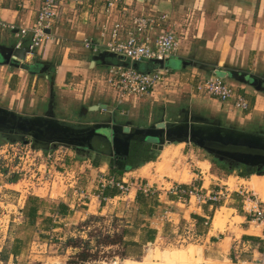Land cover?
I'll list each match as a JSON object with an SVG mask.
<instances>
[{
    "label": "crops",
    "instance_id": "0c3cea01",
    "mask_svg": "<svg viewBox=\"0 0 264 264\" xmlns=\"http://www.w3.org/2000/svg\"><path fill=\"white\" fill-rule=\"evenodd\" d=\"M129 1L142 11L168 12L171 24L176 29L180 40L176 52L164 63V66L171 70L172 85L165 90L159 87L149 95L147 99L150 98V103L153 105L148 107L157 106L162 108V117L165 119L181 120L187 118L191 120L193 117H203L210 122H218L222 126L264 136V0ZM40 5V0H0V18L19 25L31 26L37 17ZM72 6L69 4L59 9L57 20L49 28L50 37L44 40L35 53L31 55L24 54L25 56L20 62L0 63V79H3L6 94L11 97L7 100L10 101L11 105L19 103L17 98L22 101L19 108L11 106L4 108L17 110L20 114L28 115H31V112H35L37 115H46L47 112H50L60 122H72L74 121L72 117H75V115L81 118L80 115H83L81 113L86 108L91 110L96 107L94 111L98 114L99 110L103 111V108H108L109 111L104 110L105 114H99L101 115L100 119L84 121L83 123L108 122V113H115L113 116L115 123L124 124L127 119L122 116L129 113L131 117L138 110L136 107L141 106L137 103L143 98L140 100L130 99L122 104H117L112 93L107 90L106 85L96 79L97 76L110 64H132L142 71L152 70L156 66L149 61L130 63L112 57H106L103 60L100 51L86 48L83 43L84 39L95 40L98 38L100 26L105 16L97 11L98 6L82 10L74 9ZM153 36L155 35L153 34ZM24 40L26 42L27 38H24ZM16 41L17 36L14 32L9 30L0 31V48L15 47ZM55 49L59 55L63 52L64 61L69 55H77L75 61L87 63L88 71L83 74L81 80L78 79L79 81H72L69 84L65 81L62 82L60 80V73L63 70L61 65H57L55 71L50 74L48 62L59 58L53 54ZM1 50L3 49H0V52ZM18 56L13 55L17 59ZM172 60L177 61L176 68L170 65ZM214 73L224 75L226 80L246 97L249 101L248 109H236L231 102L223 103L217 98L203 95L196 90V84L200 80ZM250 77L257 78L258 83L252 84L249 81ZM63 85H67L68 88L65 87L66 90H64ZM70 86L72 91L80 92L84 100L92 98L96 101L88 107H76L70 103V99L57 98V89L71 93V91H68ZM96 96L97 99H95ZM121 107L126 110L124 114H121ZM146 142L151 143L147 145H151L153 151L160 150L161 153L163 151V157H167L169 153L168 150H164L165 148L175 144L190 143L186 141L161 143L157 140ZM166 143L167 145H165ZM72 150L76 152V149L73 148ZM96 153H98L99 158L105 155L102 151H96ZM153 154L156 155V153ZM68 156L67 160L74 156V161L84 158L80 154L73 156L69 154ZM98 157L96 158L94 155L85 157L90 164L89 167H83L85 173L82 175L81 180V185H85L83 187L88 188L92 197L98 200L99 190L97 189L96 176L100 172L126 182L124 176L133 173L132 170L137 171L143 164L136 168L127 169L119 175L114 171L115 168L119 167L112 160H110V163L112 162L110 164L111 171L105 172ZM155 159L144 163L145 165L155 163ZM205 161L208 160H202L201 162ZM76 162L81 163L80 161ZM73 166H77V164L74 163ZM255 174L249 173L250 178ZM195 175L192 179L194 180L192 185L200 188L203 192H217L229 186L227 183L215 181L207 186L202 169ZM182 184L189 185L191 182ZM104 195L111 198H121L120 190L117 188H106ZM232 200L237 199L232 198ZM58 202L60 203H57V210L51 211L49 217L45 218L44 222H47V225L42 224L43 229L46 230H42L43 232H49L50 228L55 231L59 230L62 226L59 224L72 215L65 198L59 199ZM220 203L207 202L198 205L195 198L183 203L178 201L177 196L168 191L152 197L145 196L143 193H135L131 199V206L135 209L134 217L130 223L132 232L124 238L134 246L140 247L158 240L159 237L169 236L171 224L161 216L164 209L171 208L174 209L173 217L177 221L195 220L196 230L201 235L203 245L206 246L208 242L217 245L221 248L216 250L220 256L229 254L230 259L233 258L231 254L232 245L237 238L243 237L250 242V249L243 252L242 257L248 260H263L264 251L259 244L261 227L254 222L248 223L243 215L241 216L243 220L239 223L240 228L243 230L240 236H237L234 232H228V235H225L224 232L218 229L214 231L213 225L206 226L203 224L205 217L213 215V211L215 216V208L218 209ZM32 206H37L35 216L37 218L41 213V208L36 198L28 199L26 211ZM63 207L67 210L64 214L59 210ZM235 210H238L237 207ZM33 222H35V219ZM250 230L258 232L250 233ZM228 238L230 240L226 244L225 241ZM223 243L226 244L224 245L226 248L222 247ZM207 248L210 249L211 247L207 246Z\"/></svg>",
    "mask_w": 264,
    "mask_h": 264
},
{
    "label": "rangeland",
    "instance_id": "374dc122",
    "mask_svg": "<svg viewBox=\"0 0 264 264\" xmlns=\"http://www.w3.org/2000/svg\"><path fill=\"white\" fill-rule=\"evenodd\" d=\"M53 54L59 58L56 60L52 59L48 62L47 65L48 68H50L48 71H50L51 74L55 71L57 65H61L63 70L60 73V80L62 82L65 81L69 84L72 81H79L78 79L81 80L83 74L88 71L87 63L75 61L77 55H69V59L66 58L64 61V57L62 56L63 52L59 55L55 49ZM170 65L176 68L177 61H170ZM142 66H144V64H142ZM74 77L75 79H73ZM0 82V108L13 111L14 113H20L17 110L14 111L10 108H4L10 106L19 108L20 102L22 101L20 98H17L19 103L11 105L10 101L7 100L11 99V97H9L4 90L3 79H0ZM65 87L68 88L67 85H63L62 88L66 90ZM68 91H71V93L57 89V98L65 97L67 100L70 99V103L76 107H88L90 104L93 105L92 103L96 101L92 98L84 100L80 92L71 90V86ZM145 97L146 99H144ZM145 97L137 103V105L141 104V106L136 107L138 110L131 117L129 113L128 115L122 116L124 119H127L124 124L129 122L133 127L140 129L148 127L163 119L162 108L157 106L148 107L153 104L150 103V98L147 99L148 96ZM97 98L96 96L95 99ZM152 100L154 101L155 99ZM94 109L95 108L91 110L88 108L83 109L84 111L81 113L83 115H80L81 118L75 115V117H72L74 121L68 122V124H80L84 121L100 119L99 117L105 114L104 111L99 110V114H101L99 115ZM30 114L33 115L36 113L31 112ZM114 114L115 113H108L107 121L109 120V122H111L110 124L115 123L113 120ZM166 120L169 119L167 118ZM14 134L16 136L23 135L22 132H15ZM8 136V129L0 126V145L5 142H11ZM24 139L33 142L29 136H26ZM91 142L92 151L84 150L75 152V150H72L73 148L68 147V155H94L97 158L98 153H96V151H102L105 155L98 158L105 172L111 171L110 164L112 162L116 164L117 167H120V164L114 158H111V146L102 147L101 143L105 142L104 139L94 137ZM16 143H18L19 146L24 145V142L21 140ZM148 143L149 142H146L144 144ZM132 144H134V142H132ZM165 145H167V143ZM59 146L60 144L57 147ZM61 146L66 147L65 145ZM164 150H168L169 152L167 157L162 156L163 151L161 153L160 150H151L153 153H156L155 163L147 165L143 163L137 171L132 170L134 171L133 173L124 176L127 190L121 198L110 199L105 204L92 197L90 212L86 211V209L83 208L84 206L76 207L75 210L78 209L77 213H72L67 219L63 220V222L59 224L60 226L62 225L61 228L56 231H51L52 229L50 228L48 230L49 232H43L46 230L43 229L42 224L47 225V222H44L46 220L45 218L49 217L51 211L57 210V203H60L58 201L62 198H39L28 195L26 191H23L21 195L19 192L13 191V188H20L21 186L20 184L15 185L18 175L11 172L7 177L0 176V264H124V262H143L150 248L153 251H155V249H200L204 258L199 264L230 261L246 264H264V261L259 259L248 260L243 257L239 259H230L229 254L220 256L217 254L216 250L221 248L210 242H208L206 246L203 245V242L199 241L174 242L172 244V242H168L164 237H159L158 240L152 243L138 247L124 238V236L130 235L132 232L130 223L134 217L135 209L131 206V199L134 197L135 193H142L139 187L144 184L152 185L156 194L167 193V189L173 183L191 182L189 185H192L194 181L192 179L196 176L195 173H199L200 169L204 171V178L207 186L214 181L218 183H227L229 185L228 191L226 192L225 189L223 190L224 194H228L226 203L224 200H221V205L218 206L216 211V213L221 211L222 215L228 213V217L224 223L219 224L216 228L224 232L225 235H228V232H234L237 236L243 233L239 224L243 220L241 217L243 213L241 204L238 202L240 197L239 194L236 193L237 189L242 190V187L254 189L259 198L264 200V170L262 175H256L258 173H254L255 175L250 178L245 165H239L232 160H220L193 143L175 144ZM11 156L12 154L10 157ZM135 156L133 158L131 156L132 160L137 159L138 155ZM73 157L69 161H74ZM110 160H112L111 163ZM202 160L208 161L201 162ZM16 166L17 163L13 157H11V160H9L10 170H16ZM242 173L249 176H243ZM54 195H57V193L55 192ZM29 198H36L40 204L41 213L35 218V222H32L26 215L27 201ZM232 198L237 200L233 201ZM67 202L69 204L71 203L68 199ZM87 203H89L88 200ZM236 207L238 209L237 211L235 210ZM103 209L104 211L102 212ZM171 210L174 211V209ZM212 214H214V211ZM174 220L176 221L175 218ZM249 232L258 231L250 230ZM2 235H6V237L3 238ZM122 235L123 239L121 238L120 240ZM50 236H52L51 242H49V246L45 252H40V248L32 250L33 241L36 237H40L41 240L45 241L50 239ZM229 240L228 238L225 243L227 244ZM225 243L222 244L223 248H226V246H224L226 245ZM16 245H18V253L14 254L11 249ZM207 246L211 248L208 249ZM151 261L160 263L164 260L160 257H154Z\"/></svg>",
    "mask_w": 264,
    "mask_h": 264
},
{
    "label": "built area",
    "instance_id": "2783aa9c",
    "mask_svg": "<svg viewBox=\"0 0 264 264\" xmlns=\"http://www.w3.org/2000/svg\"><path fill=\"white\" fill-rule=\"evenodd\" d=\"M41 5L37 17L31 26H23L9 22L0 18V31H12L17 36L15 42L16 49H22L26 55L36 52L44 40L50 37L49 28L54 24L59 16V9L65 5H73L74 9L94 8L102 13L104 21L100 26L98 38H85L83 43L86 48L101 53H113L114 58L130 63L142 61H167L176 52L180 45V40L176 29L171 24L170 14L164 11H142L129 0H40ZM115 18V19H114ZM153 34L155 36H153ZM24 38H27L25 42ZM156 67L149 71L137 69L132 64L122 63L110 64L97 76V80L106 85L107 90L112 93L117 104H122L130 99H141L149 96L161 87L164 90L172 85L171 70L168 67L154 64ZM98 83V82H97ZM196 90L206 96L214 97L223 103L231 102L239 110L249 108V101L239 93L234 85L230 84L224 75L214 73L213 75L200 80L196 84ZM121 107V114L126 110ZM109 111L103 108V111ZM111 110V109H110ZM17 142V141H16ZM16 142L3 143L0 145V176H8L14 173L18 175L15 185L20 184V188H13L14 192L21 195L26 191L28 195L36 197L65 198L72 213L76 214V207L84 206L90 212L92 195L88 188L81 185L82 175L85 168L89 167L87 158L79 160H67L68 147L59 146L54 149L44 150L34 148L30 143L19 146ZM11 157L17 163L16 170L9 168ZM82 157H87L86 155ZM76 161H80L78 163ZM74 163L77 166H73ZM16 178V177H15ZM97 189L100 202H108L116 197L104 195L105 189L117 188L120 196L126 193V182L117 180L107 173L100 172L97 176ZM139 190L145 195L152 197L155 193L152 185L144 184ZM224 189L217 192H203L194 185H183L173 183L167 191L177 196L178 201L189 202L195 198L198 205L210 202L212 204L226 201L228 194H224ZM226 192L228 187L225 188ZM57 195H54V193ZM239 202L245 220L261 227L260 246L264 251V200L260 199L253 189H237ZM87 200L89 203H87ZM215 211L217 209L215 208ZM174 211L169 208L164 209L162 218L171 224V233L164 237L168 242L199 241L201 235L196 230L195 220H174ZM214 214L206 216L203 222L206 226L212 225ZM52 231H55L54 229ZM50 234V233H49ZM3 238L6 235H2ZM52 236L48 240H41L36 237L33 241L32 250L40 248V252H45L51 242ZM44 249V250H42ZM250 249V242L243 237L237 238L231 248L233 258H242V253ZM264 261V258H263Z\"/></svg>",
    "mask_w": 264,
    "mask_h": 264
},
{
    "label": "water",
    "instance_id": "95a60500",
    "mask_svg": "<svg viewBox=\"0 0 264 264\" xmlns=\"http://www.w3.org/2000/svg\"><path fill=\"white\" fill-rule=\"evenodd\" d=\"M0 63L20 62L25 56L22 49L14 46L0 48ZM21 53V54H20ZM13 55H19L18 59ZM103 60L106 57L114 58L113 53H100ZM166 62V61H165ZM164 61H153L163 66ZM252 84H257L258 79L250 77ZM96 108V107H95ZM53 113L46 115H28L14 113L0 108V126L8 129V139L12 142L23 141L31 143L34 148L54 149L59 144L66 147L91 149L92 138L98 137L105 140L102 147L111 146L112 152L117 155H127L132 140H157L158 142H190L204 149L209 154L220 160H232L239 165L247 166L250 174L258 168H264V136L253 135L248 132L222 126L218 122H210L203 117H193L191 120H166L148 127L137 129L129 122L119 124L111 122L68 124L60 122ZM22 132L23 135H15ZM29 136L33 142L24 139ZM49 148V149H48ZM254 168V170H253ZM259 175L262 172L258 173Z\"/></svg>",
    "mask_w": 264,
    "mask_h": 264
},
{
    "label": "bare ground",
    "instance_id": "6f19581e",
    "mask_svg": "<svg viewBox=\"0 0 264 264\" xmlns=\"http://www.w3.org/2000/svg\"><path fill=\"white\" fill-rule=\"evenodd\" d=\"M223 209V208H222ZM224 214V213H223ZM228 213L222 215L221 211H218L212 221L213 230L215 231L219 224L224 223ZM213 231V232H214ZM154 257H160L164 261L157 263L152 262L151 259ZM203 254L200 249L190 248L188 250H159L155 251L148 249V253L143 262H124V264H199L203 260ZM208 263V262H207ZM208 264H246V263H236V262H222V263H208Z\"/></svg>",
    "mask_w": 264,
    "mask_h": 264
},
{
    "label": "trees",
    "instance_id": "16d2710c",
    "mask_svg": "<svg viewBox=\"0 0 264 264\" xmlns=\"http://www.w3.org/2000/svg\"><path fill=\"white\" fill-rule=\"evenodd\" d=\"M151 145H147V144H143L141 142H134V144H132V149L130 151V158L128 159L127 163L123 166V167H119V168H115L114 171L117 172L119 175L122 174L124 171H126L127 169H132V168H136L138 166H140L142 163L147 162L148 160H153L155 158V155L153 154V149L151 148ZM152 150V151H151ZM137 156V159H133L132 158L134 156ZM140 155V157H139ZM132 156V158H131ZM135 156V157H136ZM261 173L262 171L260 170H254V173ZM243 176H247V174L242 173ZM36 210H37V206H32L30 209H28L26 211V215L28 218H30L32 220V222L35 219L36 216ZM60 212L62 214L66 213V208L63 207L61 209H59ZM123 239V235L120 237ZM12 253L17 254L18 253V245L14 246L11 249Z\"/></svg>",
    "mask_w": 264,
    "mask_h": 264
},
{
    "label": "flooded vegetation",
    "instance_id": "af4514ba",
    "mask_svg": "<svg viewBox=\"0 0 264 264\" xmlns=\"http://www.w3.org/2000/svg\"><path fill=\"white\" fill-rule=\"evenodd\" d=\"M132 142H141L143 144L146 143V141H144V140H139V141L132 140L131 143H130V148H129V152H128L127 155H117L115 152H112V157L111 158H114L120 164V167L124 166L127 163L128 159L130 158V155H131L130 151L132 149ZM84 150H87V149L79 148L76 151H84ZM246 168H247V166H246ZM253 170H254V168H253ZM256 170H259V169L256 168ZM263 170H264V168H262L260 171L263 172Z\"/></svg>",
    "mask_w": 264,
    "mask_h": 264
}]
</instances>
